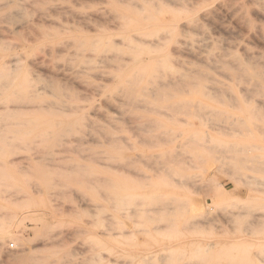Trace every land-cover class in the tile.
<instances>
[{
    "label": "rangeland",
    "instance_id": "374dc122",
    "mask_svg": "<svg viewBox=\"0 0 264 264\" xmlns=\"http://www.w3.org/2000/svg\"><path fill=\"white\" fill-rule=\"evenodd\" d=\"M113 1L0 0V264H264V96L251 99L260 111L245 115L243 100L227 101L228 114H174L193 123H179L188 132L197 127L186 133L191 144L167 135L171 142L156 147L152 138L163 130L149 123L157 114L144 102L164 99L137 105L119 87L128 70L69 43L105 28L114 33ZM239 1L253 0L230 2ZM247 16L264 29L263 17ZM223 18L230 28L237 20ZM220 21L181 37L188 58L211 67L207 77L221 72L215 61L230 50L264 52L251 33L217 30ZM31 107L49 110L25 113ZM62 108L70 111L60 116ZM39 118L63 125L42 126L33 143ZM163 149L171 164H161ZM9 230L18 242L4 240Z\"/></svg>",
    "mask_w": 264,
    "mask_h": 264
},
{
    "label": "bare ground",
    "instance_id": "6f19581e",
    "mask_svg": "<svg viewBox=\"0 0 264 264\" xmlns=\"http://www.w3.org/2000/svg\"><path fill=\"white\" fill-rule=\"evenodd\" d=\"M230 1L229 0H220V1L219 0H114L113 3L116 4V9H114V7L112 8V11H114L112 14H114V18L116 20V26H115L114 33H111L110 31L111 29L107 30V28H105V30L103 31L98 30L97 31L98 34L96 36H88V37L83 36L80 38L74 37L72 41L69 43L75 50L77 49V52L79 54L84 53V52H87V53L92 52L96 54V57L101 58L100 60H103V61L108 60V62H110L109 60H111L113 64L114 63L118 64L117 69L124 68L128 70L129 71L128 74L127 73H125L127 75L124 74L127 80H124L125 79L124 75H122L121 77L122 80L118 78L119 80H121L119 82L120 84L119 87L122 86L120 87L122 91L121 90L119 91L123 92L124 95L127 94V96L129 93L130 98L133 100L135 99L134 102L135 101L138 102V100L139 101L142 100L144 102V100H146L148 97H150L149 99L151 100L152 98H157L158 100H160V102H161V98L164 99L163 103H161L160 105H156V103L153 105V100L144 102L146 106H148L147 103L151 102V105L148 107V110L145 109L147 114H150V112L155 115L157 114L156 115L157 117H153L149 119L150 120L149 123L153 127L161 128V130H163V132L160 133L161 136L157 132L159 135L157 134V136L155 138H152V140L154 139V142L159 144V146L156 145V147L158 148L163 145L165 146L167 142L168 141L171 142V140L173 142H180L184 145L185 140L187 143H189L187 141L188 138L186 136L189 137L190 135L186 133H190L192 130L197 131L195 130L197 129V127L192 128V129L190 128V132H188L186 130V127L184 128L183 125H182L183 126L182 129H185L187 132L178 129V126H181V124L179 123L183 122V124L187 125L188 127H191L193 123L191 122L189 123L188 121L183 120V119L182 121H180L179 119L181 117L178 119L175 118V116H177V113L179 115L189 116V112H192V114L194 115L197 114L195 115L197 117H199L200 114L206 115V114L212 113L214 115V113L222 114V112H227L226 114H228L230 110L226 108V106L229 105V104H226L227 101L233 100V102L236 103L235 105H237V102H241L240 100H243V103L245 106L244 107L241 106L240 110L242 112V115H245L243 113H246V112H243L242 110H245L250 113L253 109H257V107L252 104L253 102H251V99L253 97H256V95H259L262 97L264 96V52L256 51V52L251 53L246 48L241 49L242 53H239L237 50H230L227 54H225L224 56L225 59L224 58L222 59V56H221L219 57V60L215 61V63H220L221 68H222L221 72L220 73L216 72L218 74H214L211 77H207L205 75V69L207 68V66L204 65V62L198 59L195 60V59L188 58L189 56L186 55L187 53H185L183 49L181 48L182 47L181 45H183L181 41V37H186L187 35H189L192 29H195L197 31V29H199L198 27L201 25L202 22L220 21V19H224L223 16H225L226 18L228 17L230 19L237 18L236 23L230 28V27H224L223 23H221L220 21V23L218 22L217 24H215V28L217 30L220 31V30L225 29L226 32L230 33V35L231 34L239 35L242 33H245L248 35L251 33L254 38H256L259 42L263 44L264 43V29H262L261 26L259 27L260 24L259 25L257 24V26H254L253 21L247 16V12L249 11L253 13L254 15H256L257 18L258 17L264 18L263 5L260 6L257 2H253L254 0L252 2H247V1L240 2L239 1L238 3H236V5L234 2H230ZM109 7H112V6H109ZM241 14H244V17H242ZM227 43H229V41ZM225 48L227 49L228 47H224L223 49ZM230 48H232V46H230ZM82 56L85 57V55H82ZM104 63H102L103 66H104ZM187 65L192 66V68H184ZM181 66H183L184 68V71L182 72L179 71V67ZM107 67H109V65H107ZM210 68L211 67H209L208 69ZM208 69H206V71ZM206 73L208 74L209 71H207ZM149 93L151 95H149ZM124 99H126L128 102L127 98H124ZM213 100H215L216 103L218 100L219 103L214 104ZM142 101L141 103L143 104ZM129 105L130 103L126 104V106H124L123 109L125 107H128ZM232 105L233 107L235 106L234 104H231L230 106ZM10 110H14V109H10ZM48 110H49V107L48 108L47 107H31V108L24 109L25 113H41V114ZM68 110L69 109H65V108L59 109L60 116H64L66 113L70 111ZM73 110L76 111L78 110V108L74 107ZM141 111L143 112V110ZM174 114L176 115L174 116ZM246 116L248 117V115ZM139 117H142V116H139ZM194 120L197 121V119H194ZM247 121H249V119H247ZM238 122L240 121L237 120L236 123L238 124ZM244 123H243V120L240 123L241 125H243V128L245 126ZM19 124H21L20 121H19ZM189 124L191 126H189ZM32 125H33V128L31 130V134L34 137L31 136L32 137L31 142L35 143L37 139H39L38 137L41 138V136L43 135L41 132L43 129L42 126L44 127L46 125H50L52 127H59L63 125V121L54 120V121H51L50 123V122L44 121L42 118H39ZM199 125L200 124H198L197 126ZM142 126L144 130L145 129L144 125L142 124ZM138 128L140 129V126L137 127L136 129ZM167 135L171 137H168ZM198 136L196 132V137ZM149 137H153V136H149ZM167 137L170 138L171 140L170 139L168 140ZM146 138L148 139V137ZM190 138H189V141H190ZM199 138L197 139V141L199 140ZM204 138L205 137L203 138L201 137V140H203ZM147 139H145V141ZM214 141L215 140L212 139V142ZM150 142H153V141L150 140ZM202 142L203 143H201V145L200 143L198 144L202 146V144L206 143L204 140ZM115 143H118V141ZM151 144L152 143H150V145ZM182 144L180 147L183 146ZM189 144H191V142ZM153 145H151V148L153 147ZM195 149H198V148L195 147ZM164 150L165 149H163V153H167V157H166L167 159L164 157V160L163 159L161 160V162H163L161 163L162 165L165 164L166 160H168V157L170 158V161L172 160L171 158L173 157L172 154L170 156L168 155V153L170 152V149L166 150L165 152ZM172 151L173 150H171V152ZM192 152L194 156L198 154V152L196 151H192ZM162 155L165 156V154H162ZM153 156H155L156 158V155H153ZM158 156H159V152H158ZM203 156L205 157V155ZM168 161H167V164L170 163V161L169 162ZM243 162L245 163V160ZM247 162L249 163V161ZM161 167H163L164 170ZM161 167H160L161 170L165 171L168 174L169 171H167L166 166H161ZM174 172L177 173L176 171ZM163 173L159 175V178L162 175H163L162 178H165ZM166 173L165 175H167ZM165 182H168V180L166 179ZM166 184L168 185V183ZM177 184L180 185L179 182H177ZM3 238L4 240L10 239L15 242H18L17 237L11 230L6 231L4 233Z\"/></svg>",
    "mask_w": 264,
    "mask_h": 264
},
{
    "label": "built area",
    "instance_id": "2783aa9c",
    "mask_svg": "<svg viewBox=\"0 0 264 264\" xmlns=\"http://www.w3.org/2000/svg\"><path fill=\"white\" fill-rule=\"evenodd\" d=\"M10 247L12 248L13 246L11 245Z\"/></svg>",
    "mask_w": 264,
    "mask_h": 264
}]
</instances>
